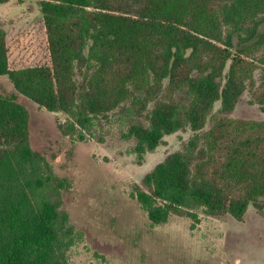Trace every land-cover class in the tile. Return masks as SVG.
Segmentation results:
<instances>
[{
  "label": "trees",
  "instance_id": "obj_1",
  "mask_svg": "<svg viewBox=\"0 0 264 264\" xmlns=\"http://www.w3.org/2000/svg\"><path fill=\"white\" fill-rule=\"evenodd\" d=\"M38 2L50 64L11 68L0 28V76L42 108L85 126L139 106L126 136L146 153L186 125L201 129L221 101L203 140L143 179L149 190L136 195L153 222L199 207L243 219L255 204L264 215V121L229 116L249 87L264 104V74L257 87L254 77L264 71V33L254 39L264 0ZM26 115L17 95L0 96V264H69L77 231L62 208L68 182L31 147Z\"/></svg>",
  "mask_w": 264,
  "mask_h": 264
},
{
  "label": "rangeland",
  "instance_id": "obj_2",
  "mask_svg": "<svg viewBox=\"0 0 264 264\" xmlns=\"http://www.w3.org/2000/svg\"><path fill=\"white\" fill-rule=\"evenodd\" d=\"M38 1L0 3L11 68L51 62ZM262 33L264 21L254 39ZM234 43H239L237 36ZM263 74L261 68L255 71L256 87ZM13 94L27 112L31 147L68 182L61 190L62 208L77 231L68 250L69 264H264V215L255 204L243 219L199 207L170 213L166 221L155 223L136 195L138 189L149 190L143 179L159 162L212 128L214 116L223 114L221 101L215 102L201 129L186 125L166 134L154 150L140 153L137 139L126 136L132 120L141 115L139 106L128 105L83 126L72 114L42 108L0 76V96ZM254 94L247 88L229 116L264 121V104Z\"/></svg>",
  "mask_w": 264,
  "mask_h": 264
}]
</instances>
